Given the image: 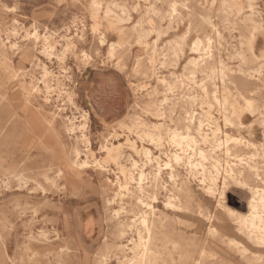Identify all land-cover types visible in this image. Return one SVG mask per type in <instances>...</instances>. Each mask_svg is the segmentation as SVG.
Instances as JSON below:
<instances>
[{"label":"rangeland","instance_id":"1","mask_svg":"<svg viewBox=\"0 0 264 264\" xmlns=\"http://www.w3.org/2000/svg\"><path fill=\"white\" fill-rule=\"evenodd\" d=\"M223 1L0 0V176L8 177L0 184V264L92 262L104 239L114 237L115 220L139 212L138 196L165 211L167 190L181 179L192 181L181 161L163 168L154 185L155 157L163 163L174 152L168 134L184 131L186 111L198 115L207 108L199 98L188 99L202 95L188 79L193 40L211 36L215 56L233 73L241 55L250 54V26L240 22L237 7L230 13L235 24H224ZM256 3L264 10V0ZM207 16L215 29L205 23ZM259 27L258 54L264 45ZM29 85L36 91L28 103ZM157 107L162 119L152 115ZM211 110L204 119L221 126L216 106ZM135 118L163 123L160 147L136 138ZM254 119L245 121L253 136L241 135L258 144L263 128ZM132 141L138 150L141 144L151 149V158L134 151ZM141 170L142 193L136 181ZM192 189L200 207L194 202L192 209L167 211L173 246L160 264H192L202 251L214 264H253V257H264V248L237 232L216 197L202 194L196 182ZM228 200L235 211L247 212L240 190H231ZM209 227L222 234L227 229V238L238 244L212 239Z\"/></svg>","mask_w":264,"mask_h":264},{"label":"bare ground","instance_id":"2","mask_svg":"<svg viewBox=\"0 0 264 264\" xmlns=\"http://www.w3.org/2000/svg\"><path fill=\"white\" fill-rule=\"evenodd\" d=\"M171 6L174 9V4ZM233 7H237V12L241 15L240 22L245 26L248 25L247 27L250 26L247 28L250 34L248 46L250 54L241 55L242 61L233 73L231 68L215 56L211 36L206 35L204 39L193 40L189 45V51L196 55L188 59V79L193 85L192 90L197 85L202 95L193 94L188 96V99L193 103L199 98L201 104H207V108H202L198 115L194 110L186 111L187 116L181 119L184 121L182 124L184 131L175 129L168 134V141L175 147L174 152L167 154V161L163 163L155 157L154 185L157 184V177L163 168H171L172 163L178 164L181 161H184L189 169L192 181L181 179L167 190L168 195L163 203L165 211L156 210L138 196L139 212H136L133 218H117L114 222L112 232L114 237L110 239L111 242L108 243L104 239V245L96 253L93 261H87L85 264H160L161 255L164 252L169 254V244L173 246L171 235L174 231L167 211L192 209V203L196 201L192 182H196L202 194L216 197L217 206L232 220L238 233L244 235L255 246L264 248V45L258 54L260 48L256 37V33L263 30L259 26H264V10L257 7L256 0L237 2L224 0L221 12L226 25L235 24L230 20ZM204 21L215 29L216 26L209 16ZM113 46L114 43H110V48ZM177 48L181 50L182 46L178 44ZM175 49L176 47H169L174 54ZM198 74L203 75L199 80H197ZM216 83L222 91L221 95L217 94ZM209 84L213 85L210 95H208ZM23 88L25 89L24 86ZM35 91L33 85L30 86V90L25 89L26 102ZM12 94H16L14 89ZM213 105L220 114L221 126L216 121L213 122L212 118L204 119V114L212 113ZM163 114L161 107L155 108L152 113L154 117L161 119ZM250 117H254V122L263 128V139L258 144L250 139L245 140L241 135L246 131L250 137L253 136V125L245 124ZM131 124L136 129L134 133L139 141H145L155 147L161 146L162 122L150 124L148 121L143 122L135 118L132 119ZM201 144H213V146L204 149ZM130 145L134 151H140L148 159L151 158L152 152L148 147L141 144L138 150L133 141ZM250 146L255 148L246 151L245 148ZM77 163L76 156L74 164ZM169 175L174 176L172 171ZM144 176L141 170L136 178L137 190L141 193L145 190L142 183ZM7 178L0 176V184L6 183ZM233 189L247 195V212L244 214L229 206L228 193ZM152 198L155 200L156 194ZM195 203L199 208L200 202ZM222 231L223 234L209 227L207 234L212 239L227 240V244H238L234 239L227 238V229ZM238 251L243 254L247 248L242 246ZM66 255L69 256L68 252ZM211 256L205 255L202 251L198 257L192 259V264H214L215 259L209 258ZM253 259V264H264L263 256ZM62 264L69 263L64 261Z\"/></svg>","mask_w":264,"mask_h":264}]
</instances>
